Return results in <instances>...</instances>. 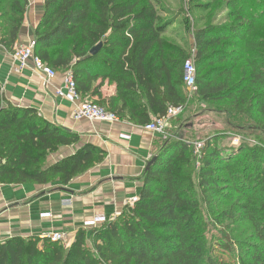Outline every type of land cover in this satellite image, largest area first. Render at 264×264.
<instances>
[{
    "label": "trees",
    "instance_id": "trees-1",
    "mask_svg": "<svg viewBox=\"0 0 264 264\" xmlns=\"http://www.w3.org/2000/svg\"><path fill=\"white\" fill-rule=\"evenodd\" d=\"M194 1L199 10H210L213 2L226 12L221 22L191 33L195 98L205 103L228 99L232 118L253 120L264 130V0ZM26 8L27 0H0V45L8 51ZM173 22L149 0H43L34 55L55 70H71L82 98L119 119L145 125L184 102V61L171 56L163 35ZM238 61L242 65L232 80ZM105 80L114 84L115 93L100 98ZM97 95V100L91 98ZM174 135L162 141L142 173L136 200L114 219L89 231L77 229L68 246L36 235L5 238L0 240V264H213L205 238L203 189L211 185V193L218 194L220 184L232 182L246 199L216 215L234 219L245 213L252 231L250 240L235 243L239 264H264V186L255 193L252 183L257 172L261 178L256 185L264 184V143L240 146L244 155L233 156L237 147L207 136L196 153L191 142ZM63 148L73 150L47 164L48 156ZM105 157L103 149L81 142L78 134L45 120L35 108L11 104L0 84V184L64 185ZM219 159L222 165L215 163ZM220 168L226 177L217 174ZM197 187L201 191L194 196ZM255 203L261 210L250 214ZM227 239L225 235L218 245L231 250Z\"/></svg>",
    "mask_w": 264,
    "mask_h": 264
},
{
    "label": "crops",
    "instance_id": "crops-1",
    "mask_svg": "<svg viewBox=\"0 0 264 264\" xmlns=\"http://www.w3.org/2000/svg\"><path fill=\"white\" fill-rule=\"evenodd\" d=\"M42 14L43 0H27L13 49L8 51L0 45V84L4 98L15 106L35 108L45 120L78 134L81 142L103 149L106 157L64 185L59 182L0 184V240L15 235L41 237L59 232L64 235L63 245L68 246L77 229L89 231L97 226H85V222L96 216L114 219L125 205L136 200L142 173L156 153L161 137L126 119L114 123L74 119V110L85 98L73 101L66 98L65 70H56V75L45 82L31 61L20 68L11 53L34 39ZM98 82L99 78L93 86ZM99 93L100 98L113 95L114 84L105 80ZM99 95L91 98L97 100ZM72 150H59L51 161ZM63 200L69 203L64 204Z\"/></svg>",
    "mask_w": 264,
    "mask_h": 264
},
{
    "label": "rangeland",
    "instance_id": "rangeland-1",
    "mask_svg": "<svg viewBox=\"0 0 264 264\" xmlns=\"http://www.w3.org/2000/svg\"><path fill=\"white\" fill-rule=\"evenodd\" d=\"M149 1L154 4L162 17L173 18V24L168 27L163 35L165 40L171 44V49L173 50L171 56L177 60L181 59V61L192 59L195 62L192 31L208 23L216 24L221 22L226 14L223 11L224 9H221L220 6H217L213 2L210 10L202 11L194 6L196 3L194 0ZM241 65V61H238L236 71L233 72L235 76L232 80H237L236 78L238 77ZM224 77L223 75L218 79ZM182 90L185 96L182 104L183 110L178 115L179 117L177 116L178 119L170 120L166 124V138L171 137L172 133L173 135L180 133V136L185 140L194 144L195 142H202L207 136H217V138H220L218 142L223 143L225 147H237L233 151V156L244 155V152H239L240 146H249L257 142V140L264 143V130L259 125H256L255 121L245 120L239 122L237 119L232 118L231 114L226 111V108L231 107L230 100L205 103L195 98L193 92L192 94L189 93L184 87H182ZM250 125L255 127L250 128ZM233 126L239 127L236 128ZM160 140L161 143L158 148L164 140L163 137ZM58 152L48 156L47 164L52 162L51 158L55 157ZM215 163L222 165L220 159ZM217 174L226 177V172L222 168L217 170ZM253 177V192L257 193L264 184L260 186L256 185L255 181H257L258 177L261 178L257 172H253ZM212 189L211 185L203 189L205 191L206 201L202 208H207L206 212L203 210V218L207 220L205 238L208 254L213 258V264H239L237 258L238 246L235 243L237 241L250 240L252 230L249 220L245 217L244 212L237 214V217L234 219H222V217H219L220 215L216 214L222 209L230 208L237 201L244 202L246 198L240 195L239 192L234 191L236 189L234 182L220 184L218 194H212ZM200 191L198 187L194 189V196H199ZM253 192H250V194ZM262 194H264L263 191ZM259 210L261 209L255 203L254 207L251 208L250 214H256ZM225 235L228 236L227 241L233 244L231 250L222 249L218 245V240L224 238Z\"/></svg>",
    "mask_w": 264,
    "mask_h": 264
},
{
    "label": "built area",
    "instance_id": "built-area-1",
    "mask_svg": "<svg viewBox=\"0 0 264 264\" xmlns=\"http://www.w3.org/2000/svg\"><path fill=\"white\" fill-rule=\"evenodd\" d=\"M35 40H30L25 46L14 48L11 53L12 59L17 62L20 68L32 62L33 68L43 75L45 82L56 75V70L51 68L48 64L43 62L40 58L34 55ZM196 69L192 59H186L182 64V83L184 88L192 94L195 88ZM63 88L65 89V96L68 100H78L81 98L76 90V84L71 70L66 69L64 72ZM194 93V92H193ZM183 106L169 107L166 114L160 118H153L150 122L143 125V128L149 132L160 135L163 139L166 138L165 126L166 124L181 114ZM74 119H86L95 122L114 123L119 118L112 112L106 110L104 107L95 103L91 99H82L77 108L73 112ZM194 151L197 153L201 149L202 142H195L193 144ZM64 204H68V200H63ZM48 215V214H46ZM106 221L103 216H96L91 221L85 222V226L99 225ZM41 238H49L52 241H64V235L59 232H52L44 234Z\"/></svg>",
    "mask_w": 264,
    "mask_h": 264
},
{
    "label": "water",
    "instance_id": "water-1",
    "mask_svg": "<svg viewBox=\"0 0 264 264\" xmlns=\"http://www.w3.org/2000/svg\"><path fill=\"white\" fill-rule=\"evenodd\" d=\"M100 46H101V43H98L97 45H95L94 47H92L91 50H90V55L95 54L98 51V49L100 48ZM233 127L238 128L239 126H233ZM252 127H255V126H251L250 125V128H252ZM154 159H155V156L152 157V159L148 161V163L146 164L145 169L148 168V166L154 161Z\"/></svg>",
    "mask_w": 264,
    "mask_h": 264
}]
</instances>
